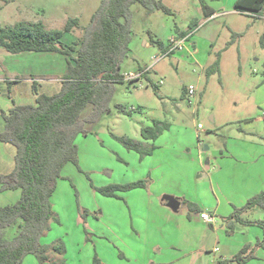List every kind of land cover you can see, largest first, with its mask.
<instances>
[{
  "label": "rangeland",
  "instance_id": "374dc122",
  "mask_svg": "<svg viewBox=\"0 0 264 264\" xmlns=\"http://www.w3.org/2000/svg\"><path fill=\"white\" fill-rule=\"evenodd\" d=\"M161 1L171 15L132 6L131 51L121 63L124 81L115 84L106 113L87 122L93 112L88 105L81 115L86 133L76 140L79 165L63 168L52 197L55 220L41 239L43 246L61 244L63 252L51 250L45 264H237L229 261L246 246L251 258L245 264H264V208L242 211L264 192V15L255 19L235 12L236 0ZM201 2L220 16L206 19ZM101 3L0 0V24L42 23L46 30H63L68 20L78 19L81 28L63 38L73 45ZM194 22L200 28L184 49L152 66L162 54L153 41L168 45ZM233 34L241 37L222 53L220 72L208 78L207 69ZM67 64L61 54L12 55L0 48L2 110L7 113L13 103L35 105L34 83L39 94H58ZM156 120L170 129L156 141L144 140L142 130ZM4 130L0 115V133ZM115 137L154 147L153 153L141 156ZM16 153L0 142L1 176L14 170ZM200 157L214 161L210 170ZM137 181L147 187L115 197L97 191ZM169 194L180 197L178 212L166 207L168 200L161 203ZM20 197V190L0 192V207ZM193 207L211 211L214 222H203ZM21 227L19 221L8 228L5 238L12 240ZM22 264L39 262L28 255Z\"/></svg>",
  "mask_w": 264,
  "mask_h": 264
},
{
  "label": "trees",
  "instance_id": "16d2710c",
  "mask_svg": "<svg viewBox=\"0 0 264 264\" xmlns=\"http://www.w3.org/2000/svg\"><path fill=\"white\" fill-rule=\"evenodd\" d=\"M137 4L149 11L161 10L167 15L172 13L161 0H102L91 24L84 29L83 38L73 45H66L63 38L65 34L81 28L78 19L68 20L63 30H46L42 23L0 24V48L7 53L61 54L68 63L58 94H39L34 83L35 105L13 103L7 113L0 107V115L5 121L0 142L14 146L17 151L14 170L0 177V192L21 191V197L14 205L0 207V264H22L28 255L35 256L39 264H45L51 250L60 254L63 252L61 244L47 247L41 243L42 237L49 231L50 222L55 220L52 197L63 168L68 164L79 165L76 140L86 133L81 121L83 111L88 105L93 106L87 122H93L106 113L115 93V84L124 81L121 63L131 51V8ZM201 5L206 19L214 16L213 9L204 2ZM234 10L256 19L264 15V0H236ZM196 30L197 25L191 26L189 32H178L177 38L189 36V41ZM240 37L233 34L226 48L216 54L214 63L207 69L208 78L220 72L222 53ZM153 43L162 53L168 51L169 43ZM154 89L157 97L163 99L159 87L154 86ZM184 96L185 91L182 98ZM119 111L127 113L122 106ZM168 129L169 123L156 120L153 127L142 130V137L146 141H156ZM115 139L141 156L151 155L154 150V147L149 149L142 142L125 137ZM146 187V181H137L109 185L97 191L115 197L117 192ZM254 207L264 208V192L251 199L242 211ZM192 210L200 212L197 207ZM19 221L22 222L21 229L12 240H7V229ZM249 258L250 247L246 246L229 262L245 264Z\"/></svg>",
  "mask_w": 264,
  "mask_h": 264
},
{
  "label": "built area",
  "instance_id": "2783aa9c",
  "mask_svg": "<svg viewBox=\"0 0 264 264\" xmlns=\"http://www.w3.org/2000/svg\"><path fill=\"white\" fill-rule=\"evenodd\" d=\"M213 18H215V16L211 17L210 19H213ZM188 39H189V36H187L185 38H176V37L172 38L169 41L168 51L166 53H162V54H159L158 56L154 57L152 59V66L156 65L158 62H160L166 56L172 55L176 52L183 50L185 44L188 42ZM187 90H188L187 96L189 98H192L193 95L195 94V87L190 86ZM199 129H202V125H199ZM200 217L202 220H204L205 222H207L209 224L213 223V218L208 213H202L200 215Z\"/></svg>",
  "mask_w": 264,
  "mask_h": 264
},
{
  "label": "crops",
  "instance_id": "0c3cea01",
  "mask_svg": "<svg viewBox=\"0 0 264 264\" xmlns=\"http://www.w3.org/2000/svg\"><path fill=\"white\" fill-rule=\"evenodd\" d=\"M211 8V7H210ZM212 9V8H211ZM214 10V9H213ZM215 11V10H214ZM219 13L217 12V11H215V14H214V16L215 17H217V15H218ZM218 16H220V15H218ZM195 25H197V29L198 28H200L199 27V23L198 22H194V23H192V26H195ZM3 26H6V25H3ZM197 33V32H196ZM195 34V33H194ZM174 37H177V36H174ZM174 37H172V38H174ZM171 38V39H172ZM191 38V37H190ZM170 39V40H171ZM189 42V41H188ZM146 45H148V46H150L151 47V45H149V44H147L146 43ZM66 70H67V68H66ZM65 70V71H66ZM204 157H200V163L202 164V165H205L206 166V169L207 170H210L211 169V165H212V163L214 162L212 159H210V158H208V161H204V159H203ZM215 162H217L216 160H215ZM3 175V174H2ZM0 177H1V175H0ZM169 195H171V196H169ZM169 195H165L160 201H161V203L162 204H165L164 203V201H165V197H172V198H175V199H177L178 201H180V203L182 204V201H181V199H180V197L178 198L177 196H174V195H172V194H169ZM163 206V205H162ZM166 207H168V205L166 204ZM169 208V207H168ZM180 209V208H179ZM201 210H200V212H197V215L200 217V215L202 214V213H208L212 218H213V222H214V220H215V215L211 212V211H209V210H206V209H203V208H200ZM200 219H201V217H200ZM202 220V219H201ZM203 222H205L204 220H202ZM207 223V222H206ZM209 224V223H208Z\"/></svg>",
  "mask_w": 264,
  "mask_h": 264
},
{
  "label": "water",
  "instance_id": "95a60500",
  "mask_svg": "<svg viewBox=\"0 0 264 264\" xmlns=\"http://www.w3.org/2000/svg\"><path fill=\"white\" fill-rule=\"evenodd\" d=\"M165 200H168V207L174 211V212H178L179 211V208L181 206V203L180 201H178L177 199L175 198H172V197H165Z\"/></svg>",
  "mask_w": 264,
  "mask_h": 264
}]
</instances>
